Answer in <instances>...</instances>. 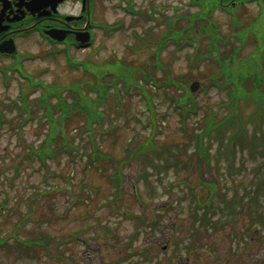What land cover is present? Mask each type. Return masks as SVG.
<instances>
[{"label": "rangeland", "instance_id": "1", "mask_svg": "<svg viewBox=\"0 0 264 264\" xmlns=\"http://www.w3.org/2000/svg\"><path fill=\"white\" fill-rule=\"evenodd\" d=\"M128 1L134 2L136 15L125 9ZM69 5L62 7L66 10L64 15L68 14ZM209 5L205 3L203 9ZM152 7L157 12L149 18ZM201 7L190 6L187 0H101L97 21L118 26L116 31L98 30L92 45L79 49L52 44L34 34L20 42L21 57L17 63L15 58L0 59V110L4 112L0 119V237H8V244L0 249V264H264V186L256 183L259 177H264V172L261 174L259 170L263 159L258 155L255 160L246 161L243 170L238 171V160L246 157L239 154L241 148L236 149L238 155L233 159L234 148L224 147L220 156L218 147L213 144L209 165H203L193 155L189 173L183 170L179 176L174 175L173 170L160 172L151 168L145 173L142 166L148 160L132 162L124 167V196L110 204L114 186L108 173L116 161L125 157L123 150L133 129L140 128L141 136L147 135L136 120L126 124L115 104L108 102V107L102 109L117 117L120 128L115 136L99 145L112 156L113 162L102 170L85 168L87 154L83 151V156L74 158L73 162L64 154L58 156L45 171L35 162L28 163L23 156L27 146L44 138L45 126H37L35 122L42 112H36L32 120L18 130L20 115L16 107H9L26 85L24 75L45 83H65L80 77L82 73L68 67L69 56L77 62L92 59L98 64L121 60L139 73L153 69L150 66L157 52L172 77L187 83L188 88L194 81L204 86L196 96L207 113L216 110L218 116L224 114L219 104L226 95L210 86L214 63L209 59L197 64L194 57L196 50H205L208 36L179 49L171 42L163 48L156 45L165 30L164 18L175 17L178 24L184 26L190 13L201 12ZM261 10L257 5H249L232 9V14L215 7L208 10L206 16L220 27L224 35L221 37L226 38L234 32V22L244 27L254 20L259 22L255 18ZM250 40L247 39L241 55L254 52ZM262 65L264 76V63ZM34 90L29 100L40 93L35 87L28 93ZM125 105L130 114L142 109L138 98L125 99ZM165 107L163 104L160 110ZM177 120L175 115L166 120L163 136L169 143L182 140ZM256 120L262 125L264 114ZM245 130V139L255 140L253 148L264 151V139H260L264 131L261 135L258 131L251 139L252 124ZM181 158L185 159L186 155ZM142 173L146 174L145 178ZM207 177L222 184L227 199L234 195L244 202L231 204L237 207L235 219L231 221L229 216L217 220L211 213L208 224L205 221L194 226L189 216L193 201L182 200L181 183L188 180L194 184ZM249 186L258 189L259 196L255 192L253 203L241 198L244 188ZM13 236L20 238L23 244L27 240L35 244L28 249L17 245ZM40 239L44 240L43 245L36 244Z\"/></svg>", "mask_w": 264, "mask_h": 264}, {"label": "trees", "instance_id": "2", "mask_svg": "<svg viewBox=\"0 0 264 264\" xmlns=\"http://www.w3.org/2000/svg\"><path fill=\"white\" fill-rule=\"evenodd\" d=\"M155 11L153 8V12ZM206 13L208 12L205 9L190 13L191 16L189 15L184 26L178 24L179 21L175 17L164 18L165 30L158 47L169 42L178 49L183 46L190 47L197 42V38L208 36L206 52L196 50L194 57L197 64L209 59L214 63L215 71L211 74L210 86L225 93L226 99L219 104L223 107L224 114L218 116L216 110H210L207 113L205 106L202 108L199 105L197 92H191L186 86L187 83L172 77L171 71L160 61L157 52L150 66L153 69L142 70L139 73L131 67H126L127 64L121 60L115 63V60H107L103 64H98L92 59L77 62L69 56L68 67L82 73L80 77H74L65 83L60 81L45 83L32 76L24 75L26 85L20 91L17 100L9 105L11 108L16 107L20 115L18 130L26 126L36 112H42L35 122L37 126H45L44 138L39 143L27 146L23 155L24 160L30 164L35 162L38 167L47 171L50 161L58 156L64 154L73 162L74 158L83 156L84 151L87 154L85 168L106 169L113 162V158L103 151L99 144L115 136L120 128L116 121L117 117L111 116L108 110L102 109L111 101L126 124L133 119L136 120L147 135L141 136L140 128L133 129L132 137L123 150L125 157L116 161L111 172L108 173L109 180L114 186L110 204L124 196L123 182L126 165L148 160L142 166L145 173L146 169L151 168L160 172L173 170L174 175L179 176L183 170L189 173L193 155L203 165H209L213 144L218 147V155L223 153L225 148H234L231 152L233 159L238 155L236 149L241 148L239 154L246 157L238 160V171L239 168L243 170L246 161L255 160L258 155L260 159H263L262 167L259 168L262 174L264 151L253 148L255 140L245 139V127L252 124L251 139L257 135L258 131L260 135L264 131V123L261 125L256 120L264 114L262 73L264 13H261L259 17L256 16L255 19L259 22L254 20L249 23L250 26L247 24V27L234 22V32L226 38L221 37L224 35L220 27L210 17L208 18ZM152 16V12L148 13L149 18ZM247 39H251L250 42L255 50L241 55ZM158 72L161 74L158 75ZM33 87L38 88L40 93L29 100L30 95L36 91L28 93V90ZM203 87L201 85V91L204 90ZM134 98L140 100L142 109H136L133 114H130L129 107L125 105V99L132 101ZM163 104H166L165 110H160ZM33 108L37 109L33 111ZM246 108L249 109L246 110ZM3 113L0 110V119L4 116ZM126 114L129 116L127 117ZM170 115L177 116L178 132L182 138L174 143H169L163 136L167 128L166 120ZM137 139L140 140L139 143L136 142ZM260 139H264V136ZM151 154L153 158L149 157ZM227 154L231 156L230 153ZM181 155H186V158H181ZM145 173H142V178L146 177ZM256 183L259 187L264 186V177H259ZM181 184V188H184L182 200L191 199L201 211L199 214V210L195 208L194 214L190 215L194 226L205 221L208 224L211 213L217 216V220L229 216L228 220L231 221L235 219L237 208L231 204L244 202L234 195L227 199L226 190L222 184H216L211 177L201 178L194 184L185 180ZM248 188H244V195L241 194V198L244 197L253 203L258 189L251 186ZM257 196H259L258 193ZM172 202L173 205L176 203L174 200ZM140 220L143 221V218ZM13 240L17 245L22 244L28 249L33 248L35 244L28 240V243L23 244L20 238L14 236ZM35 242L37 245L44 244L42 239ZM6 244H8V237H0V249Z\"/></svg>", "mask_w": 264, "mask_h": 264}, {"label": "flooded vegetation", "instance_id": "3", "mask_svg": "<svg viewBox=\"0 0 264 264\" xmlns=\"http://www.w3.org/2000/svg\"><path fill=\"white\" fill-rule=\"evenodd\" d=\"M100 2L101 0H0V59H11L18 53L20 42L34 34L55 42L46 35L47 31L53 29L62 30L61 32L66 35L63 42L69 41L75 43V46L84 47L87 43L76 42V38L85 37L83 33L87 31L91 41L96 37L98 25L105 24L97 21V8ZM187 2L192 6H202L209 2L211 6L222 10L249 5H257L264 10V0H187ZM69 3L70 10L64 15L63 12L66 10L62 7ZM81 28L82 31H79ZM13 46L15 52L13 54L7 52Z\"/></svg>", "mask_w": 264, "mask_h": 264}, {"label": "water", "instance_id": "4", "mask_svg": "<svg viewBox=\"0 0 264 264\" xmlns=\"http://www.w3.org/2000/svg\"><path fill=\"white\" fill-rule=\"evenodd\" d=\"M50 37H52L53 39H56L58 41H62L64 38H65V34H61V33H58V30L56 29H53V30H50V31H47L46 32ZM86 41V40H85ZM83 40V42H85ZM8 52H11V50H7ZM198 87V83L197 82H194L192 83L191 85V90H195L196 88Z\"/></svg>", "mask_w": 264, "mask_h": 264}, {"label": "bare ground", "instance_id": "5", "mask_svg": "<svg viewBox=\"0 0 264 264\" xmlns=\"http://www.w3.org/2000/svg\"><path fill=\"white\" fill-rule=\"evenodd\" d=\"M214 8H210L209 10L211 11V10H213ZM264 172V171H263Z\"/></svg>", "mask_w": 264, "mask_h": 264}]
</instances>
